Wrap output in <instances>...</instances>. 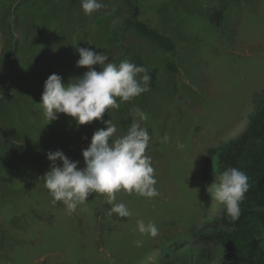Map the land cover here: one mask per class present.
Returning <instances> with one entry per match:
<instances>
[{
  "label": "rangeland",
  "instance_id": "obj_1",
  "mask_svg": "<svg viewBox=\"0 0 264 264\" xmlns=\"http://www.w3.org/2000/svg\"><path fill=\"white\" fill-rule=\"evenodd\" d=\"M101 2L86 16L81 0H0V264H242L221 239L233 230L208 192L222 172L208 158L245 129L264 95V0ZM78 47L151 76L149 91L103 118L117 136L136 122L151 137L159 196L117 193L128 218L109 215L112 205L95 193L68 214L44 186L48 152L62 150L82 168V150L107 128L43 114L51 74L67 84L88 70L77 67ZM139 220L159 235H142Z\"/></svg>",
  "mask_w": 264,
  "mask_h": 264
},
{
  "label": "clouds",
  "instance_id": "obj_2",
  "mask_svg": "<svg viewBox=\"0 0 264 264\" xmlns=\"http://www.w3.org/2000/svg\"><path fill=\"white\" fill-rule=\"evenodd\" d=\"M81 7L86 16H92L106 6L101 0H81ZM77 52L80 56L77 67L88 70L67 84L60 75L51 74L42 93L43 114L50 122L58 119L59 114H65L75 120L77 127L100 121L106 123L107 128L96 130L89 147L82 150L85 164L82 168L78 167L80 161L70 160L62 150L48 152L51 165L42 178L44 186L53 197V204L62 203L68 214L75 213L95 193L104 195L107 203L112 205L109 215L128 218L132 215L128 207L113 203L117 193H135L145 199L159 196L155 169L151 157L146 155L151 137L148 129L136 122L126 134L117 136L112 120L104 121L103 118L106 111L118 110L121 104L149 91L151 76L144 66L128 60L117 65L104 52L83 47H78ZM96 65L100 67L99 71L94 67ZM136 115L141 121L148 119L141 109H136ZM217 181L208 192L224 206L230 222H236L242 214L240 205L250 190L249 178L240 169L228 167ZM137 225L142 235L152 238L159 235L153 222L145 224L139 220ZM134 244L140 247L143 241L137 240Z\"/></svg>",
  "mask_w": 264,
  "mask_h": 264
},
{
  "label": "trees",
  "instance_id": "obj_3",
  "mask_svg": "<svg viewBox=\"0 0 264 264\" xmlns=\"http://www.w3.org/2000/svg\"><path fill=\"white\" fill-rule=\"evenodd\" d=\"M212 158L222 171L228 167L243 171L250 184L246 199L240 205L242 214L239 220L230 222L224 211L223 223L233 233L223 235L221 239L225 247L240 254L242 264H264V95L256 97L245 129L218 150L211 151L208 160ZM207 177L214 181L212 173Z\"/></svg>",
  "mask_w": 264,
  "mask_h": 264
}]
</instances>
